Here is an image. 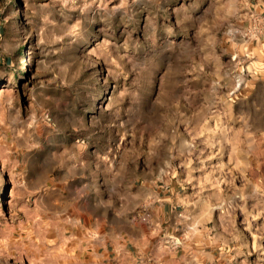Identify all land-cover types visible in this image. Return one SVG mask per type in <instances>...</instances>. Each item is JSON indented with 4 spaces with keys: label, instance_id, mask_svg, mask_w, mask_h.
I'll return each mask as SVG.
<instances>
[{
    "label": "rangeland",
    "instance_id": "rangeland-1",
    "mask_svg": "<svg viewBox=\"0 0 264 264\" xmlns=\"http://www.w3.org/2000/svg\"><path fill=\"white\" fill-rule=\"evenodd\" d=\"M263 0H0V264H264Z\"/></svg>",
    "mask_w": 264,
    "mask_h": 264
},
{
    "label": "crops",
    "instance_id": "crops-1",
    "mask_svg": "<svg viewBox=\"0 0 264 264\" xmlns=\"http://www.w3.org/2000/svg\"><path fill=\"white\" fill-rule=\"evenodd\" d=\"M260 10H261L262 16L264 17V0L260 2Z\"/></svg>",
    "mask_w": 264,
    "mask_h": 264
}]
</instances>
